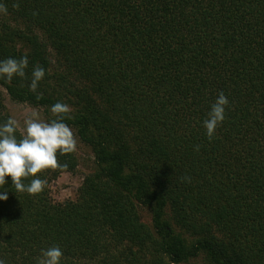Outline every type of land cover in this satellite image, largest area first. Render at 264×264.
I'll list each match as a JSON object with an SVG mask.
<instances>
[{
    "label": "trees",
    "instance_id": "16d2710c",
    "mask_svg": "<svg viewBox=\"0 0 264 264\" xmlns=\"http://www.w3.org/2000/svg\"><path fill=\"white\" fill-rule=\"evenodd\" d=\"M0 3V60H29L0 84L48 121L69 104L91 152L75 199L54 201L50 184L76 172L77 149L37 174L38 194L6 177V264H37L54 245L61 264H264V0ZM221 91L226 118L209 140L202 121ZM10 117L0 99V123Z\"/></svg>",
    "mask_w": 264,
    "mask_h": 264
},
{
    "label": "clouds",
    "instance_id": "9594fccd",
    "mask_svg": "<svg viewBox=\"0 0 264 264\" xmlns=\"http://www.w3.org/2000/svg\"><path fill=\"white\" fill-rule=\"evenodd\" d=\"M0 13H7V8L0 3ZM27 55L20 59L8 57L0 60V79L11 82L14 76L24 78L25 69L28 67ZM45 69L36 65L33 67L32 79L28 84L29 90L36 92L39 82L45 77ZM229 100L221 91L215 101L210 104L206 118L202 125L206 135L211 140L217 127L226 118V106ZM54 118L42 121L38 113L32 115L24 122L23 132L18 139L17 122L11 117L0 123V188L8 183L6 177H11V185L17 192L38 194L43 191L47 181L37 174L45 169L66 167L58 164L57 153L66 154L76 150L77 140L71 127L65 122V117L70 118L71 106L57 101L50 109ZM199 146H197V150ZM33 177L29 183L23 180ZM187 179V177H185ZM6 191L0 192V201H6ZM63 251L59 245L41 249V255L37 264H61ZM0 264H6L4 258H0Z\"/></svg>",
    "mask_w": 264,
    "mask_h": 264
},
{
    "label": "rangeland",
    "instance_id": "374dc122",
    "mask_svg": "<svg viewBox=\"0 0 264 264\" xmlns=\"http://www.w3.org/2000/svg\"><path fill=\"white\" fill-rule=\"evenodd\" d=\"M0 99L5 103L12 118L17 122V126L23 132L24 122L33 112L38 113V118L42 121H48L46 113L42 108L33 106L26 102H18L11 98L5 87L0 84ZM77 140V152L82 157V161L75 173L63 172L57 179L51 182L50 191L54 201H65L67 199H75L78 195V189L83 182V177L91 168V162L88 159L91 155L88 148L80 142L79 136L75 129L71 128ZM144 219L149 221L150 215L144 212Z\"/></svg>",
    "mask_w": 264,
    "mask_h": 264
}]
</instances>
